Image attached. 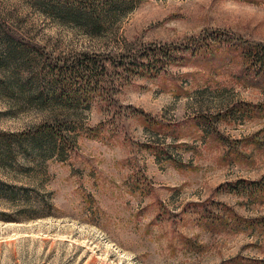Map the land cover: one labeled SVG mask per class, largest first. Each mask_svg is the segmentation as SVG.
<instances>
[{
  "label": "rangeland",
  "instance_id": "rangeland-1",
  "mask_svg": "<svg viewBox=\"0 0 264 264\" xmlns=\"http://www.w3.org/2000/svg\"><path fill=\"white\" fill-rule=\"evenodd\" d=\"M0 23L56 55L190 46L211 32L264 44V0H140L96 37L35 0H0ZM221 49L186 51L187 61L134 78L111 104L40 109L0 94V264L264 260V225L254 221L264 195L227 187L264 176V84ZM241 103L252 113L226 115ZM56 120L72 123L78 140L64 159L11 143ZM101 122L99 136L84 135Z\"/></svg>",
  "mask_w": 264,
  "mask_h": 264
},
{
  "label": "trees",
  "instance_id": "trees-1",
  "mask_svg": "<svg viewBox=\"0 0 264 264\" xmlns=\"http://www.w3.org/2000/svg\"><path fill=\"white\" fill-rule=\"evenodd\" d=\"M139 1L35 0L54 19L95 37L109 31L119 18L135 9ZM231 38L221 32H211L203 38L199 37L190 46L148 44L139 48L125 46L116 54L84 50L56 55L27 40L8 23H0V70L4 75L0 80V94L18 105L40 109L54 106L88 108L99 99L111 104L116 91L130 84L134 78H154L165 71L168 65L187 61L186 51H190L194 57L208 50L211 52L207 54L214 55L223 47L242 60L247 76L253 73L257 81L264 84V44ZM252 108L253 104L241 103L240 107L234 105L227 109L226 115L235 117L240 112L252 113ZM260 110H264L263 104ZM140 113L148 118L144 111ZM72 125L60 120L44 121L19 134L12 133L11 137H17V142L11 143H19L39 155L48 152L64 159L65 153L77 146V137L69 133ZM102 127L101 122L97 126H83L81 129L84 135L97 137ZM227 187L231 191L246 192L251 197L258 194L263 196L264 176L258 180H238L227 184ZM254 221L264 225V216ZM256 264H264V260H258Z\"/></svg>",
  "mask_w": 264,
  "mask_h": 264
}]
</instances>
